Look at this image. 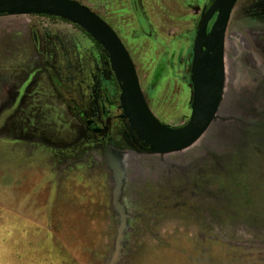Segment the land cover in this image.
Wrapping results in <instances>:
<instances>
[{
    "label": "rangeland",
    "instance_id": "1",
    "mask_svg": "<svg viewBox=\"0 0 264 264\" xmlns=\"http://www.w3.org/2000/svg\"><path fill=\"white\" fill-rule=\"evenodd\" d=\"M88 6L101 12L94 0ZM175 6L139 1L138 12L159 44L132 37L140 22L131 4L119 19L107 11V20L118 28L110 26L133 60L151 113L164 125L180 128L191 115L199 14L185 25L180 19L186 11ZM27 19L5 20L0 31L26 33ZM31 31L24 46L32 49ZM38 35L39 54L33 59L67 60L74 81L107 77L108 65L89 38L62 29ZM17 39L5 36L0 46L3 98L47 90L42 66H6L8 60L19 65L30 59ZM164 47L174 63L155 81ZM223 60L219 108L197 142L168 154L108 147L109 156L103 153L105 162L98 166L102 206L76 211L70 205L52 213L54 234L51 227L38 228L0 210V264H264V0H238L225 33ZM15 120L0 114V169L17 154L11 144L17 136Z\"/></svg>",
    "mask_w": 264,
    "mask_h": 264
},
{
    "label": "crops",
    "instance_id": "2",
    "mask_svg": "<svg viewBox=\"0 0 264 264\" xmlns=\"http://www.w3.org/2000/svg\"><path fill=\"white\" fill-rule=\"evenodd\" d=\"M74 1L105 20L116 31L118 28L107 20V17H110L107 11L112 13L115 19H119L128 13L130 5L129 0H94L100 4V12L88 6L90 0ZM157 1L164 6L176 5L175 9L179 12L185 10V15L180 19L184 24L197 19L198 15L195 14H200L205 2V0ZM120 3L124 5L122 8L116 6ZM198 4L202 7L200 8ZM15 18H28L26 33L0 31V46L5 36H17L16 42L19 40L18 43H23L22 48L31 54V57L37 54L39 49L35 45L32 49L29 45L24 46V37L30 30L38 33L45 32L46 29H62L82 34L68 23L48 17L4 16L0 17V24ZM153 33L155 34L154 31ZM156 43L159 44V41L156 40ZM11 44L15 48L19 46L16 47L14 42ZM26 65L32 66V63L26 62L24 67ZM6 66L17 65L7 63ZM48 88L50 92L35 95L34 98L29 94L0 97V114L16 117L17 132V136L11 139L17 154L14 159H5L2 163L5 168L0 169V210L27 218L32 226L43 229L51 227L54 234L52 213L69 210L70 205H75L73 210L76 211H97L98 206H102L101 192L97 188L98 181L102 178L98 166L103 160V154L99 144L86 143L88 134L85 127L49 84ZM80 188H83V197L79 196ZM35 212L38 214L35 215Z\"/></svg>",
    "mask_w": 264,
    "mask_h": 264
},
{
    "label": "water",
    "instance_id": "3",
    "mask_svg": "<svg viewBox=\"0 0 264 264\" xmlns=\"http://www.w3.org/2000/svg\"><path fill=\"white\" fill-rule=\"evenodd\" d=\"M237 1L214 0L201 17L190 70L191 115L180 128L168 127L154 117L128 52L112 28L85 6L74 0H0V16H48L81 29L107 56L119 89L120 118L127 120L131 131L149 152L168 154L183 151L197 142L218 111L224 82L225 32Z\"/></svg>",
    "mask_w": 264,
    "mask_h": 264
},
{
    "label": "flooded vegetation",
    "instance_id": "4",
    "mask_svg": "<svg viewBox=\"0 0 264 264\" xmlns=\"http://www.w3.org/2000/svg\"><path fill=\"white\" fill-rule=\"evenodd\" d=\"M139 1L140 0H129V3L132 6V11L138 13L139 15L138 21L140 22V31L136 32L135 34H132V37L136 40L140 38H147L153 44H157L152 28L150 27V25H148L146 19L141 16V12H138ZM213 1L214 0H205L196 24L197 29L201 21L202 15L211 6ZM0 17H4V16H0ZM22 17H40V16H22ZM214 19H215V15L212 18L211 22L209 23L208 31ZM56 20H60V19H56ZM63 22L67 23L66 21ZM71 26L80 33H82V35H84L86 38H89L88 35H86L81 29L73 25ZM196 33L197 30L195 32V37H196ZM38 40H39L38 33L32 32L33 45H35L36 47ZM93 43L95 44L94 41ZM98 46L96 47L100 50L103 60L106 62L109 68L107 77L100 80L93 78L91 82L88 83V81H84V78L80 76L76 79V81H74L73 79L70 78L71 72L69 68H71V65L67 60L65 59L37 60V59H33V57L30 56L28 62L32 63V66L35 67L42 66L44 68V72L47 74L46 83H45L47 85L46 87L47 90L43 92L28 93V94L30 95V97L34 98L35 95L44 92H50L48 88V84H49L52 87L53 91L62 99L64 104L70 109L72 114L85 127L88 134L86 143L99 144L102 147V154L104 153L107 156H109L108 147H113L115 149L128 148L136 151L149 152L148 147L143 145L137 139L135 133L131 131L127 120L120 118L122 112L119 109V102H118L119 89L115 82L113 74L110 71L107 56L105 57L106 54L104 55V51L101 49L100 46H99L100 48ZM164 50H165V57L163 58L161 63L157 66V69L154 74L155 81L159 79L160 76L166 74L168 72L169 65L172 66L174 63V55L168 57L167 48L164 47ZM37 54H39V52ZM182 59H183V54L180 53L178 57V62H181ZM192 59H193V46H192L191 63H192ZM11 62H12L11 60L8 61V63ZM21 62L22 63H19V65L17 66H21L22 64H23L22 66H24V64L26 63V61H21ZM26 67H30V66L26 65ZM77 69H78L77 72H80L79 68ZM18 94L21 96L22 94H26V93L18 92ZM5 117H10V116H5ZM15 129H16V124H15ZM132 147L136 149H132ZM138 149H143V150H138ZM104 158L105 157H103V161L105 160Z\"/></svg>",
    "mask_w": 264,
    "mask_h": 264
},
{
    "label": "trees",
    "instance_id": "5",
    "mask_svg": "<svg viewBox=\"0 0 264 264\" xmlns=\"http://www.w3.org/2000/svg\"><path fill=\"white\" fill-rule=\"evenodd\" d=\"M40 17H48V16H40ZM48 18H50V17H48ZM54 19V18H53ZM96 44V43H95ZM96 46H98L97 44H96ZM99 47V46H98ZM100 48V47H99ZM104 55H105V53H104ZM105 57H106V55H105Z\"/></svg>",
    "mask_w": 264,
    "mask_h": 264
}]
</instances>
